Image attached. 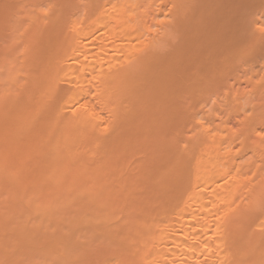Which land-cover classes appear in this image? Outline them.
<instances>
[{"label": "bare ground", "instance_id": "obj_1", "mask_svg": "<svg viewBox=\"0 0 264 264\" xmlns=\"http://www.w3.org/2000/svg\"><path fill=\"white\" fill-rule=\"evenodd\" d=\"M264 0H0V264H264Z\"/></svg>", "mask_w": 264, "mask_h": 264}, {"label": "snow or ice", "instance_id": "obj_2", "mask_svg": "<svg viewBox=\"0 0 264 264\" xmlns=\"http://www.w3.org/2000/svg\"><path fill=\"white\" fill-rule=\"evenodd\" d=\"M260 30H261V32H264V26H262ZM260 135H261L262 137H264V131H262V132L260 133Z\"/></svg>", "mask_w": 264, "mask_h": 264}]
</instances>
